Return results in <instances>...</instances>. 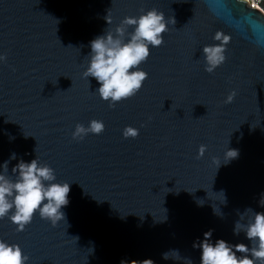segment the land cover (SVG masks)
Instances as JSON below:
<instances>
[{"label":"water","instance_id":"1","mask_svg":"<svg viewBox=\"0 0 264 264\" xmlns=\"http://www.w3.org/2000/svg\"><path fill=\"white\" fill-rule=\"evenodd\" d=\"M152 8L176 23L139 66L142 88L111 108L83 77L90 42ZM217 31L231 39L208 73L203 47L219 43ZM0 55V173L9 161L15 180L12 168L37 158L71 189L67 223L53 227L37 211L18 232L14 209L0 219V239L26 264H200L193 244L210 229L213 243L252 246L233 229L264 212L263 12L242 0H0ZM93 119L105 130L73 139ZM126 126L139 135L125 139ZM229 148L239 156L225 162Z\"/></svg>","mask_w":264,"mask_h":264},{"label":"clouds","instance_id":"2","mask_svg":"<svg viewBox=\"0 0 264 264\" xmlns=\"http://www.w3.org/2000/svg\"><path fill=\"white\" fill-rule=\"evenodd\" d=\"M251 6L256 7L257 4L253 3ZM105 19L110 25L108 15ZM175 23L174 17L166 20L164 13L156 8L146 12L141 9V15L138 17L126 16L114 32L108 30L90 42V60L83 77L95 78L99 84L96 91L102 100L109 103V107L114 108L117 103L135 96L142 88L148 73L139 66L150 56V46H161L164 43L163 34L169 31V24L174 26ZM128 26H134V31L129 33ZM126 35L130 37L127 42ZM213 39L219 43L203 47L205 71L208 73H213L226 61L225 52L231 38L217 31ZM6 59L5 55H0V61ZM235 96L236 91H231L224 103H232ZM104 130V123L93 119L88 127L77 124L72 136L73 139L82 140L89 133L99 135ZM122 135L125 139H134L139 135V129L126 126ZM10 139L14 137L10 136ZM206 149V145L200 146L198 159L204 155ZM238 156L237 149L229 148L225 151L223 159L228 162ZM11 159H16L15 153L10 156ZM8 163L9 161L4 162L3 172L0 173V219L8 216L14 209L9 219L17 226L18 232L23 231L32 222L37 211L40 217L49 220L53 227L60 221L67 223L66 214L61 209L69 204L70 184L53 182L56 179L54 169L39 163L37 158L30 163L20 160L11 170L16 177L13 180L8 175ZM220 165L221 162L218 163L217 169ZM260 203L264 206L262 200ZM249 211L253 210L249 208L245 213ZM214 213L217 214L215 210ZM243 219L244 214L235 222L233 231L235 235L243 231L252 246L244 243L230 244L223 239H217L213 243L211 238L214 230L210 229L203 234V240L193 244L194 248L201 250L200 264H264V212H254L247 224L240 222ZM170 252H175L180 257L178 250ZM170 252L163 253V259H169ZM28 259L18 244H9L0 239V264H26ZM130 264H154V261L132 260ZM188 264H192L190 259Z\"/></svg>","mask_w":264,"mask_h":264},{"label":"built area","instance_id":"3","mask_svg":"<svg viewBox=\"0 0 264 264\" xmlns=\"http://www.w3.org/2000/svg\"><path fill=\"white\" fill-rule=\"evenodd\" d=\"M242 1H244L248 5V7L252 8V9H258L264 13V9H261L258 5L256 7L251 6L253 3H255L254 0H242ZM258 1L262 2L261 0H258Z\"/></svg>","mask_w":264,"mask_h":264}]
</instances>
